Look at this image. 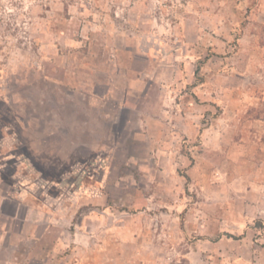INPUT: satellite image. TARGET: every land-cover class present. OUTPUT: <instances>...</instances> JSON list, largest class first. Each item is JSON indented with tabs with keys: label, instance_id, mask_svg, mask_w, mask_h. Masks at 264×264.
<instances>
[{
	"label": "rangeland",
	"instance_id": "rangeland-1",
	"mask_svg": "<svg viewBox=\"0 0 264 264\" xmlns=\"http://www.w3.org/2000/svg\"><path fill=\"white\" fill-rule=\"evenodd\" d=\"M0 264H264V0H0Z\"/></svg>",
	"mask_w": 264,
	"mask_h": 264
}]
</instances>
